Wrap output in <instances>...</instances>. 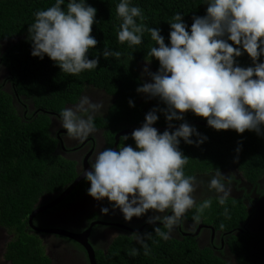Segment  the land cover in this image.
Here are the masks:
<instances>
[{
  "label": "trees",
  "instance_id": "1",
  "mask_svg": "<svg viewBox=\"0 0 264 264\" xmlns=\"http://www.w3.org/2000/svg\"><path fill=\"white\" fill-rule=\"evenodd\" d=\"M68 2L65 0L62 5L65 10ZM84 2L97 9L91 35L98 44L89 49L88 58L99 56V64L95 69L71 75L62 72L47 55L43 59L31 55L28 28L35 20L34 13L46 10L55 0H0V70L6 74L5 80L0 81V226L15 234L6 252L11 264H51L43 241L30 226L28 217L42 197L58 196L78 176L75 162L58 151L56 132L51 130L52 115L59 114L67 104L77 103L88 88L102 90L112 101L108 113L96 120L99 126L107 127V142L113 145L117 133L141 127L147 112L157 106L165 107L159 98H149L136 91L149 82L142 62L151 60L150 67L159 68L158 60L148 56L149 50L156 46L150 33H143L141 45L121 44L117 39L121 20L116 14L120 0ZM130 4L142 10L144 19L137 17V23L160 28L166 43H169V22L177 12L182 13L190 31L192 17L205 15L207 8L206 0H130ZM3 39H7V44L1 43ZM105 48L119 51L120 58H104ZM236 59L242 67L252 66L246 52ZM260 61L264 62V55ZM5 82L12 84L9 90ZM129 100L134 102V107L129 106ZM17 103L22 104L23 110ZM30 104L35 106L32 111ZM157 115L159 119L153 126H167L165 115L162 112ZM184 121L207 137L199 146L187 144L181 138L179 148L188 156L185 175L196 179L211 177L218 170L236 166L251 182L263 178L264 134L247 130L240 134L232 129L217 131L207 125L205 118L191 111L184 114ZM184 121L173 120L172 124L178 127ZM125 135L129 137L127 140ZM125 135L120 137L118 148L124 144L135 147L131 135ZM84 184L85 181L80 182L73 194L83 190ZM203 192L212 194L204 198L211 199L212 206L200 219L225 232L224 244L202 245L194 234L171 236L164 241L154 233V225H148L141 234L152 233L146 238L149 255H144L134 234H123L114 239L107 251L96 245L97 264H264V230L248 226L255 214L256 200L251 194L246 195H250V205L244 203L245 197L238 196L227 197L226 204L220 205L215 190ZM186 214L193 219L195 209ZM155 226L166 230L163 225ZM134 247L139 249L135 257L128 254Z\"/></svg>",
  "mask_w": 264,
  "mask_h": 264
},
{
  "label": "clouds",
  "instance_id": "2",
  "mask_svg": "<svg viewBox=\"0 0 264 264\" xmlns=\"http://www.w3.org/2000/svg\"><path fill=\"white\" fill-rule=\"evenodd\" d=\"M64 2L55 0L46 10L34 13L35 20L28 28L31 55L40 59L47 55L62 72L79 75L99 64V56L88 58L89 49L98 44L91 35L97 9L84 0H69L65 10ZM206 3V14L192 17L190 31L182 13L173 16L169 22V43L165 42L160 28L137 23V17L144 19L140 7L132 6L130 0H120L117 4L116 14L121 20L118 42L141 45L143 33L147 31L156 43L148 56L158 60L159 68L151 72L146 66L144 72L151 77V82L143 83L136 91L149 98H159L165 107L157 106L147 112L141 127L120 131L114 148L98 152L90 170L82 172L90 182L88 195L98 201L106 198L113 209L122 212L126 221L150 210L158 213L148 216L146 222L154 225V233L164 241L171 238L172 229L189 210L195 209L193 219L198 221L212 206L211 199L197 204L193 195L197 179L185 175L188 156L179 148L181 138L187 144L199 146L207 137L184 121V114L191 111L205 118L207 125L217 131L232 129L240 134L246 130L264 134V62L260 61L264 55V0H206ZM244 52L251 58L252 66L238 64L236 58ZM102 55L106 59H119L121 53L105 48ZM150 62L142 64L150 66ZM129 106H135L132 100ZM100 107L85 96L75 108H64L59 115L68 138L84 139L93 132V117L89 115L85 119L78 113ZM157 112H162L168 122L163 132L153 126L159 119ZM173 120L184 122L174 128ZM129 129L134 130L124 132ZM125 134L131 135L135 147L124 144L118 148L120 137ZM193 136L197 139L193 140ZM128 138L124 136L125 140ZM223 177L218 170L208 183L209 190L218 194L220 205L226 204L230 192L222 183ZM108 211L101 208L104 214ZM157 222L166 230L155 226ZM151 234L134 232L145 256L150 254L146 238ZM128 254L135 257L139 249L134 247Z\"/></svg>",
  "mask_w": 264,
  "mask_h": 264
},
{
  "label": "flooded vegetation",
  "instance_id": "3",
  "mask_svg": "<svg viewBox=\"0 0 264 264\" xmlns=\"http://www.w3.org/2000/svg\"><path fill=\"white\" fill-rule=\"evenodd\" d=\"M6 40L7 39H3L1 43L7 44ZM143 65L147 66L151 72L157 71L156 68H152L145 64ZM5 78V72L0 70V81H4ZM147 78L148 81L151 82V77L148 76V74ZM5 84H7V88L9 90L12 84L10 82H5ZM85 96L88 97L91 102L101 105V107L96 111L89 109L88 112L80 111L78 113V115L85 119H87L89 115L93 117L95 130L91 132L86 138H68L67 130L61 126L60 113L52 115L51 125L52 132H56L58 151L75 162V169L78 173V176L75 178V180L77 178H81L78 181V184L85 181L84 187L82 188L83 190L79 191L78 194H73L75 188L78 186L77 184V186L71 191L70 196H67V198L62 203L53 206V208L50 206L42 209L36 214V216H34L32 222L29 219L31 214L28 217L30 226H32V228L39 234V237L43 241L45 253L51 258V264H91L90 254L81 243L71 237L60 235L53 231L42 232L35 229V227L47 228L50 230L61 228L66 231L82 234L87 231V229H89L92 224L95 223L88 237V241L92 245L96 255L97 246L107 251L114 239L120 235L134 234V232H139L141 234L148 225H152L146 222L148 216L158 214L150 210L141 217H133L131 221H126L122 212L118 208L113 209V207L110 205V202L108 203V200H106L105 204H102L101 201L94 199L92 205L88 204V200L91 197L87 192L88 188L90 187V182L86 181L84 176L82 177V172L84 169L90 170V165L94 161L98 152L103 151L105 148H114L115 143L110 145L107 142V137L105 134V128L107 127L99 126L100 122H97L96 120V117H103L108 113L107 111L110 107V102L112 101L104 91L90 87L84 92L83 96L79 101H77V103L67 104L66 107L75 108V106L78 105L81 99ZM17 105L23 110L21 103H17ZM85 107H87V105H85ZM34 109L35 106L30 104L29 111ZM25 113H27V111H25ZM221 173L225 176L223 177L224 181H222V183L225 184L226 188L230 189L229 195L227 197H245L244 203L247 205H250V195L246 196L247 194H251V197L256 200L253 204L255 206V214L249 220L248 226L254 230H264V178H260L256 182H250L245 179L241 172L236 170V167H230L226 170H223ZM231 175H233V177ZM212 176L198 177L197 188L193 193L196 202L206 197L212 196L210 192H203L205 190L209 191L208 183ZM61 194L62 193L58 195L60 196ZM56 199L57 198L55 196L42 197L39 201L38 207L35 210L50 204ZM101 208H108V213H102ZM167 214L171 213H164L163 215ZM156 224H159V222ZM224 233L225 232L216 229L212 223H205L202 219L196 221L190 219L187 214H185L180 222L172 229L171 236L180 237L182 234H194L198 236V240L202 245H214V243L219 242L224 244ZM113 234H115L114 237L112 236ZM14 236L15 234L12 231L0 226V264L12 263L11 260L7 259L6 252L7 246L12 241Z\"/></svg>",
  "mask_w": 264,
  "mask_h": 264
},
{
  "label": "water",
  "instance_id": "4",
  "mask_svg": "<svg viewBox=\"0 0 264 264\" xmlns=\"http://www.w3.org/2000/svg\"><path fill=\"white\" fill-rule=\"evenodd\" d=\"M158 130H161V129H166L168 128V125L167 126H160V127H156ZM175 128V126H174ZM134 130V129H133ZM133 130L129 129V130H126L124 132H127V133H130L132 132ZM117 139L119 137V134L116 136ZM84 175H82L83 177ZM81 178H77L70 186H68V188L54 201H52L50 204H47L45 206H42L40 209H37L35 211H33L30 215V221L32 222V219L34 218V216H36V214L41 211L42 209L44 208H47V207H50V206H54L58 203H60L61 201L64 200V198L69 194L71 193V191L77 186L78 184V181L80 180ZM95 224V223H94ZM92 224L90 226L89 229H87V231H85L84 233L82 234H77V233H74V232H70V231H66L64 229H61V228H58V229H47V228H39V227H35V229L37 230H40L42 232H49V231H53L55 233H58L60 235H65V236H68V237H71L75 240H77L79 243H81L85 248L86 250L88 251V253L90 254V261H91V264H97V261H96V257H95V252H94V249L92 247V245L90 244V242L88 241V237L92 231V227L93 225ZM35 226V225H33Z\"/></svg>",
  "mask_w": 264,
  "mask_h": 264
},
{
  "label": "rangeland",
  "instance_id": "5",
  "mask_svg": "<svg viewBox=\"0 0 264 264\" xmlns=\"http://www.w3.org/2000/svg\"><path fill=\"white\" fill-rule=\"evenodd\" d=\"M93 200H94V198H93V197H92V198L90 197V199L88 200V204H89V205H92V204H93ZM106 200H107V199L105 198V199L100 200V201H101L102 204H105ZM108 203H109V201H108ZM110 205L112 206L111 203H110ZM54 206H55V205H54ZM52 208H53V206H52Z\"/></svg>",
  "mask_w": 264,
  "mask_h": 264
}]
</instances>
